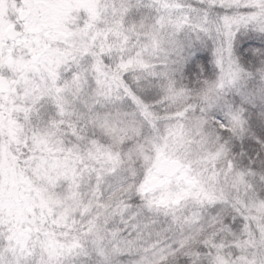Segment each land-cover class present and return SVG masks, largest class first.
<instances>
[{
  "label": "snow or ice",
  "instance_id": "1",
  "mask_svg": "<svg viewBox=\"0 0 264 264\" xmlns=\"http://www.w3.org/2000/svg\"><path fill=\"white\" fill-rule=\"evenodd\" d=\"M0 264H264V0H0Z\"/></svg>",
  "mask_w": 264,
  "mask_h": 264
}]
</instances>
